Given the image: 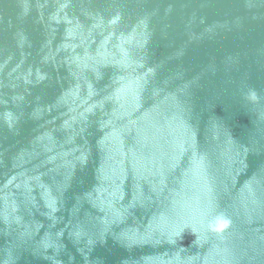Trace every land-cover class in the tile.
I'll return each mask as SVG.
<instances>
[{
    "label": "water",
    "instance_id": "1",
    "mask_svg": "<svg viewBox=\"0 0 264 264\" xmlns=\"http://www.w3.org/2000/svg\"><path fill=\"white\" fill-rule=\"evenodd\" d=\"M0 264H264V0H0Z\"/></svg>",
    "mask_w": 264,
    "mask_h": 264
}]
</instances>
